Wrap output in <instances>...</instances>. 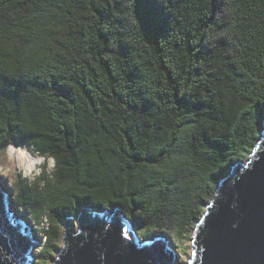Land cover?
I'll use <instances>...</instances> for the list:
<instances>
[{
	"label": "trees",
	"instance_id": "trees-1",
	"mask_svg": "<svg viewBox=\"0 0 264 264\" xmlns=\"http://www.w3.org/2000/svg\"><path fill=\"white\" fill-rule=\"evenodd\" d=\"M263 117L264 0H0V152L54 164L10 202L39 225L34 264L81 206L184 254Z\"/></svg>",
	"mask_w": 264,
	"mask_h": 264
},
{
	"label": "water",
	"instance_id": "water-1",
	"mask_svg": "<svg viewBox=\"0 0 264 264\" xmlns=\"http://www.w3.org/2000/svg\"><path fill=\"white\" fill-rule=\"evenodd\" d=\"M11 195L0 183V264H34L40 243L10 208ZM134 227L120 206L64 211L50 264H264V117L254 147L231 164L205 205L186 260H177L161 233L141 239Z\"/></svg>",
	"mask_w": 264,
	"mask_h": 264
},
{
	"label": "rangeland",
	"instance_id": "rangeland-1",
	"mask_svg": "<svg viewBox=\"0 0 264 264\" xmlns=\"http://www.w3.org/2000/svg\"><path fill=\"white\" fill-rule=\"evenodd\" d=\"M8 147L11 148L8 150ZM6 147L2 152H0V183L5 185L7 189L11 192V197L8 198L9 203L11 202V198L13 197V194L16 192V189L19 186L22 185H33V183L36 181V177L42 173V169L45 170L46 174H50V172L53 169V160L51 158H45L42 156L37 155L36 153L31 152L28 148L26 147H14V146H8ZM18 148L24 149L27 154H29V158L33 159L34 165L27 170L25 169L20 163V151ZM10 152V153H9ZM10 208L14 210L15 216L17 217H22L26 218V214L17 208V206L14 207V205L11 206ZM42 221H45V218L41 219ZM26 223H29V226L31 227V230L36 234V237L39 240V245L35 247L34 256L35 252L41 247L44 239L41 236L39 232V225H36L30 220H26ZM135 228V227H134ZM153 232H150L147 237H151ZM62 234V231H61ZM140 236V235H139ZM146 236H140V238H144ZM164 239L167 241L168 244H171L170 248L171 250L175 253L177 260L180 262H183L184 260L187 259V256L190 253V249L185 248V253L184 254H179L177 248H176V243H173L172 240L166 236H163ZM173 243V244H172ZM61 244V239L58 245ZM186 246L189 245V240L187 243H184ZM36 257V256H35Z\"/></svg>",
	"mask_w": 264,
	"mask_h": 264
},
{
	"label": "bare ground",
	"instance_id": "bare-ground-1",
	"mask_svg": "<svg viewBox=\"0 0 264 264\" xmlns=\"http://www.w3.org/2000/svg\"><path fill=\"white\" fill-rule=\"evenodd\" d=\"M11 149L8 147V150ZM18 150L20 151V159H19V163L27 170H29L32 165H34V160L29 158V154H27V152L24 149L18 148ZM10 153V152H9Z\"/></svg>",
	"mask_w": 264,
	"mask_h": 264
}]
</instances>
